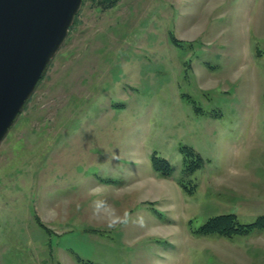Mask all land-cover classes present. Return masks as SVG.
<instances>
[{
    "label": "rangeland",
    "instance_id": "obj_1",
    "mask_svg": "<svg viewBox=\"0 0 264 264\" xmlns=\"http://www.w3.org/2000/svg\"><path fill=\"white\" fill-rule=\"evenodd\" d=\"M228 214L264 216V0H82L0 141V264H264L197 232Z\"/></svg>",
    "mask_w": 264,
    "mask_h": 264
},
{
    "label": "water",
    "instance_id": "obj_2",
    "mask_svg": "<svg viewBox=\"0 0 264 264\" xmlns=\"http://www.w3.org/2000/svg\"><path fill=\"white\" fill-rule=\"evenodd\" d=\"M82 0H0V141L63 42Z\"/></svg>",
    "mask_w": 264,
    "mask_h": 264
},
{
    "label": "trees",
    "instance_id": "obj_3",
    "mask_svg": "<svg viewBox=\"0 0 264 264\" xmlns=\"http://www.w3.org/2000/svg\"><path fill=\"white\" fill-rule=\"evenodd\" d=\"M96 2L102 9H110L114 7L119 0H92ZM183 153L186 160H191L192 165L188 168V171H193L196 167L199 166L201 160L195 155V153L188 149L184 148ZM151 166L153 170L159 173L162 176H169L171 173V167L169 164L159 157L156 154L151 155ZM264 230V216L258 217L254 222L250 224H239L237 223L233 215H218L209 218L202 226L197 229L199 234H215L219 236H232L234 234H246L252 230Z\"/></svg>",
    "mask_w": 264,
    "mask_h": 264
},
{
    "label": "clouds",
    "instance_id": "obj_4",
    "mask_svg": "<svg viewBox=\"0 0 264 264\" xmlns=\"http://www.w3.org/2000/svg\"><path fill=\"white\" fill-rule=\"evenodd\" d=\"M102 207H104V202H100V201H98V202L95 203V208H96L97 211H98L100 208H102ZM128 218H129V213L126 212V213L124 214V219H123L122 222L126 223L127 220H128ZM109 226L111 227L112 225H109Z\"/></svg>",
    "mask_w": 264,
    "mask_h": 264
},
{
    "label": "bare ground",
    "instance_id": "obj_5",
    "mask_svg": "<svg viewBox=\"0 0 264 264\" xmlns=\"http://www.w3.org/2000/svg\"><path fill=\"white\" fill-rule=\"evenodd\" d=\"M80 5H81V3H79V5H78V7H77V9H76V12L78 11V9L80 8ZM72 23V22H71ZM64 41V40H63Z\"/></svg>",
    "mask_w": 264,
    "mask_h": 264
}]
</instances>
